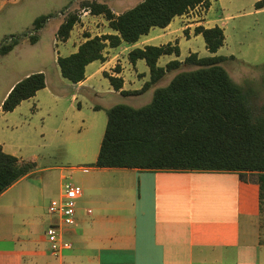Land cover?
<instances>
[{"label":"crops","instance_id":"1","mask_svg":"<svg viewBox=\"0 0 264 264\" xmlns=\"http://www.w3.org/2000/svg\"><path fill=\"white\" fill-rule=\"evenodd\" d=\"M211 9L206 11L198 7L175 18L165 29H152L136 44L123 43L117 48H106V60L88 65L86 79L79 84L65 79L61 70L56 73V77L61 78L60 84H51L47 73L40 71L46 76V88L23 101L15 111L33 102L38 113L47 110L49 117L55 116L53 124H57V132L67 138L70 125L61 112L70 92L89 90L99 97L94 83L106 72L122 77L126 91L142 89L127 86L124 73L127 65L132 64L129 53L148 45L160 46L168 41L174 44V37L181 44L186 30L190 38H185L199 37L194 33L197 26H219L217 22L209 25ZM199 10L204 12L205 22L170 29L177 19L183 23L187 15L197 14ZM113 33L108 27L104 34ZM86 40L85 35L70 38L68 41L73 44L68 55L76 53ZM67 42L57 40L56 45ZM59 56L61 54L57 55L56 64ZM160 61L159 65L164 66ZM142 62L145 61L132 64L139 78L146 75L137 69ZM118 65L122 67L121 73L111 71ZM21 80L9 85L4 100ZM169 83L160 81L148 91L154 94L157 88ZM109 92L121 94L114 88ZM75 99L76 95L72 96V101ZM0 144L5 152L11 153L5 143ZM97 158L92 166L78 168L89 195L87 198L83 190L77 205V224L65 228V238L73 247L59 256L51 253L47 238V230L56 219L47 215L50 204L43 208L39 204L48 190L44 179L36 180L33 173L0 196V264H264V213L258 184L242 180L238 172L98 168L94 166Z\"/></svg>","mask_w":264,"mask_h":264},{"label":"trees","instance_id":"2","mask_svg":"<svg viewBox=\"0 0 264 264\" xmlns=\"http://www.w3.org/2000/svg\"><path fill=\"white\" fill-rule=\"evenodd\" d=\"M217 0H143L123 13H116L107 3L82 0L80 10L66 14L56 37L67 42L82 20V10L102 16L115 33L92 36L85 34L76 53L59 56L62 76L74 84L86 79V68L105 61V50L123 43L136 44L154 28H167L175 18L202 7L208 11ZM264 8V0L255 4ZM68 7L66 8V10ZM65 11V10H64ZM53 14L41 15L33 22L28 35L31 44L41 40L40 31ZM185 33L189 37V31ZM207 50L215 55L226 43L220 26H197ZM10 38V40H9ZM0 46V55L12 52L21 36L11 35ZM181 56L179 42L148 45L129 53L132 64L144 60L151 79L140 90H124V79L104 73L116 91L125 97L146 93L171 72L184 64L199 67L178 73L171 82L155 90L153 100L136 108L118 104L107 110L108 122L95 167L129 168L173 172H238L244 181L260 187V205L264 213V117H256L244 88L222 66L225 56L200 57L191 53L184 61L175 59L160 66L163 56ZM121 73V68H116ZM46 88L43 72L19 81L2 103L4 112H13L23 101ZM100 110L99 106H95ZM36 163L4 151L0 144V196L23 178L35 173ZM264 242V239H263Z\"/></svg>","mask_w":264,"mask_h":264},{"label":"rangeland","instance_id":"3","mask_svg":"<svg viewBox=\"0 0 264 264\" xmlns=\"http://www.w3.org/2000/svg\"><path fill=\"white\" fill-rule=\"evenodd\" d=\"M81 1L0 0V46L11 35L23 37L12 52L0 55V142L6 144L12 155L36 163L35 174L32 177L36 180L44 179L48 186L47 194L39 202L42 208L59 196L64 177L71 178L76 185L82 187L88 198L89 192L81 180L82 173L78 168L92 166L95 162L105 135L107 110L118 104L140 108L149 104L154 96L151 91L140 96L128 97L111 94L109 90H113V87L109 79L101 75L94 83L100 92L99 97L89 90H83L72 91L65 98L61 115L65 114L69 121V138H62L61 133L57 132V124H53L55 116L49 117L47 110L38 113L33 102L25 103L11 113L2 110L1 103L9 85L29 74L45 71L51 84H60L61 78L56 77L60 67L55 60L58 54L67 56L73 43L68 41L56 45V34L66 14L80 10ZM99 1L107 3L120 14L143 0ZM255 2L256 0L215 1L209 12V20H212L209 25L217 22L220 27L223 26L226 35L225 45L213 55L207 50L202 35L187 39V34L184 33L181 44L176 39L180 44L181 56H163L160 64L166 66L177 58L184 61L191 52L198 53L200 57H228L222 66L244 88L256 117H264V10L257 11ZM81 13L84 18L82 17V22L75 26L71 38H80L86 33L104 35L108 31L109 24L104 17H95L86 10H82ZM47 14H53V17L39 32L41 40L33 45L28 37L33 29V22L39 16ZM203 16L204 12L199 10L197 14L187 15L183 23L177 19L170 29L205 22L207 19L202 18ZM173 40L175 44V37ZM117 67L122 69L121 65H118L111 71L115 72ZM198 68L184 64L179 70L168 73L162 81L167 84L178 73ZM137 69L142 73L146 72V75H140L142 78H139L132 64L126 67L124 75L128 88L140 89L151 79L150 69L145 62ZM74 95L76 99L72 101ZM95 106H101L102 110L95 111Z\"/></svg>","mask_w":264,"mask_h":264},{"label":"built area","instance_id":"4","mask_svg":"<svg viewBox=\"0 0 264 264\" xmlns=\"http://www.w3.org/2000/svg\"><path fill=\"white\" fill-rule=\"evenodd\" d=\"M63 179L59 198L52 200L48 208L49 214L56 219V222L47 230L51 253L56 256L73 247V244L65 238V228L74 227L77 224L78 200L83 196L82 187L76 185L71 178ZM88 212L91 214L92 210Z\"/></svg>","mask_w":264,"mask_h":264}]
</instances>
